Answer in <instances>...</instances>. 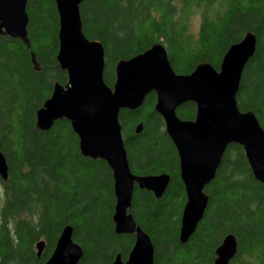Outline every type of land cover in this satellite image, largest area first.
Listing matches in <instances>:
<instances>
[{"label":"trees","instance_id":"16d2710c","mask_svg":"<svg viewBox=\"0 0 264 264\" xmlns=\"http://www.w3.org/2000/svg\"><path fill=\"white\" fill-rule=\"evenodd\" d=\"M26 11L30 45L0 34V151L8 164L7 179L0 177V264H44L67 225L83 250L78 264H111L118 254L125 259L134 237L114 230V178L107 162L81 153L66 119L48 131L36 127L37 111L68 74L57 60L55 0H28ZM80 13L85 35L104 47L109 87L119 60L155 43L166 47L178 74H189L202 62L219 69L229 47L252 31L256 50L245 65L237 103L254 112L264 129V0H85ZM155 104L150 93L139 108L120 113L131 171L170 176L160 198L136 186L129 209L153 242L154 263L212 264L216 247L232 233L238 249L230 264H264V185L237 144L226 149L204 189L209 201L203 219L187 242L180 240L186 191L176 147ZM177 115L193 120L196 105H181ZM40 240L46 246L38 257Z\"/></svg>","mask_w":264,"mask_h":264},{"label":"water","instance_id":"95a60500","mask_svg":"<svg viewBox=\"0 0 264 264\" xmlns=\"http://www.w3.org/2000/svg\"><path fill=\"white\" fill-rule=\"evenodd\" d=\"M28 0H0V34L30 45L26 11ZM85 0H55L59 14L57 60L68 74L65 85L56 83L51 96L36 113V127L48 131L57 120L66 119L79 137L81 153L107 162L113 172L116 198L113 222L117 234H135L126 261L120 254L111 264H154V245L137 225L129 209L135 187L165 193L170 177L166 173L138 175L131 171L120 113L139 108L147 95L156 94L155 111L165 123L174 143L185 186L186 203L181 215V237L187 242L207 210L209 197L204 189L215 178L226 149L243 147L255 179L264 185V129L255 113L241 111L237 103L242 74L256 50V35L249 31L232 44L219 69L209 62L199 63L189 74H178L162 43H155L115 66L116 81H104L105 51L98 40L88 39L80 13ZM35 61V57L33 56ZM196 105L193 120H184L177 109L187 103ZM142 131V124L136 133ZM0 177H8V164L0 151ZM233 234L224 237L216 250V264H230L237 252ZM44 240L36 244L41 257ZM81 246L73 240V227L61 232L51 256L44 264H78Z\"/></svg>","mask_w":264,"mask_h":264},{"label":"flooded vegetation","instance_id":"af4514ba","mask_svg":"<svg viewBox=\"0 0 264 264\" xmlns=\"http://www.w3.org/2000/svg\"><path fill=\"white\" fill-rule=\"evenodd\" d=\"M0 190H1V194L3 195V189H2V186H0ZM138 225V224H137ZM138 226H140V225H138ZM141 227V226H140ZM142 228V227H141ZM114 230H115V225H114ZM229 234H231V233H229ZM125 235H132L133 237H134V242H135V234H125ZM179 235H180V230H179ZM228 235V234H227ZM226 235V236H227ZM224 239V238H223ZM223 241V240H222ZM222 241H221V243L216 247V249H215V256H214V258H213V260H212V264H215V259H216V250H217V248L222 244ZM133 245H134V243H133ZM132 248H133V246H132ZM132 248H131V250H132ZM131 250H130V252H131ZM130 252H129V254H130ZM237 253V252H236ZM129 254H128V256H127V258H125V259H123L122 257V260L123 261H126L127 259H128V257H129ZM121 256V255H120ZM115 260V259H114ZM230 263H231V261H230ZM155 264V263H154Z\"/></svg>","mask_w":264,"mask_h":264},{"label":"bare ground","instance_id":"6f19581e","mask_svg":"<svg viewBox=\"0 0 264 264\" xmlns=\"http://www.w3.org/2000/svg\"><path fill=\"white\" fill-rule=\"evenodd\" d=\"M87 37V36H86ZM88 38V37H87ZM89 39V38H88ZM166 48V47H165ZM54 89V88H53ZM47 100V99H46ZM45 100V101H46ZM44 104V103H43ZM257 117V116H256ZM170 177V176H169ZM206 188V187H205ZM144 190H146V189H144ZM148 191V190H147ZM232 234V233H231ZM229 235V234H228ZM180 240L182 241V242H184L183 240H182V237H181V230H180ZM236 248L238 249V244H237V246H236ZM215 264H216V261H215Z\"/></svg>","mask_w":264,"mask_h":264},{"label":"rangeland","instance_id":"374dc122","mask_svg":"<svg viewBox=\"0 0 264 264\" xmlns=\"http://www.w3.org/2000/svg\"><path fill=\"white\" fill-rule=\"evenodd\" d=\"M3 196H4V195L1 194V190H0V207H1V204H2Z\"/></svg>","mask_w":264,"mask_h":264}]
</instances>
